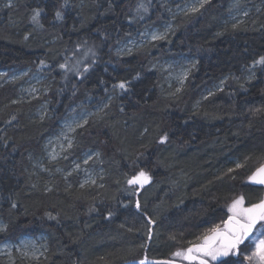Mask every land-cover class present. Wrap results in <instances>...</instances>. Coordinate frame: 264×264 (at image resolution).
<instances>
[{
  "label": "trees",
  "instance_id": "obj_1",
  "mask_svg": "<svg viewBox=\"0 0 264 264\" xmlns=\"http://www.w3.org/2000/svg\"><path fill=\"white\" fill-rule=\"evenodd\" d=\"M250 3L208 0L172 17L165 0H0V73L43 77L35 99L23 96L26 77H0V245L26 237L47 245L36 260L13 253L0 264L171 260L222 227L235 199L260 202L263 188L247 179L264 164V65L255 64L264 0ZM163 23L173 25L164 40L117 52ZM181 58L192 67L172 93L158 65ZM96 108L66 159L48 163L44 145L65 114ZM87 153L93 185L72 170ZM140 171L149 181L129 185Z\"/></svg>",
  "mask_w": 264,
  "mask_h": 264
},
{
  "label": "rangeland",
  "instance_id": "obj_2",
  "mask_svg": "<svg viewBox=\"0 0 264 264\" xmlns=\"http://www.w3.org/2000/svg\"><path fill=\"white\" fill-rule=\"evenodd\" d=\"M241 1L243 0H236V2L238 3H240ZM246 1L250 3L253 0H246ZM203 2L204 0H165V4L167 5L166 11L172 17L180 14H187L193 12L192 11L193 7L199 9L200 4ZM253 9L254 6L252 5L243 6L242 8L241 7L236 8L232 11L231 19L233 20L243 19V17H245ZM172 30H173L172 23H163L159 27L147 29L142 33H140L135 38H132L127 42H125L124 44L120 45L117 48V52L120 53L121 55H125L135 47H139L143 44H151L160 40H164L166 36L171 33ZM154 36L163 37V39H153ZM158 66L161 68L162 72L164 73L165 85L168 88H171L172 86H176V88H174L172 92L174 93L177 92L180 89V87L185 83L188 73L192 67V63L190 60L186 58H181L178 60L169 61L168 63L159 64ZM3 76L5 77L4 83L13 82L23 77H26V81H25L26 86L24 89L25 91L23 96L28 99H35L39 97V94L42 89L40 84L42 83L43 80V77H41L39 74L37 73L32 74L30 73L29 69H26L18 72H12L10 74L0 73V77ZM217 88L220 89L221 86H218ZM46 94L47 93L45 92V95ZM95 111H98V109L96 108L90 111L82 109L79 112L72 109L71 112L65 114L64 118L59 121V129L57 134L54 137L48 139L44 145L45 160L48 163H53L58 160L66 159L67 151H69V148L71 147L69 145H72L73 133L77 129L83 127L87 123L88 119L95 113ZM46 113H47V107L46 104L44 103L38 109V115L42 117L46 115ZM91 159H92V154H88V153L85 154L81 161L82 165L76 164L72 169L74 171L84 172V177H83L84 185L96 184V181L98 179V176L92 170L93 167L92 169L85 168L87 163ZM85 161H87V163H85ZM43 170L46 169L43 168ZM247 183L262 187L263 188L262 199H264V184L254 183L250 181L249 178L247 179ZM136 186L139 187V185ZM228 214L232 215L229 212ZM3 227H4L3 224L0 222V229H3ZM261 233H264V228H261L260 224H257L256 228L252 232V235L244 242V244L240 246V255H230L228 257H221L217 261L211 262V264H218L219 262L227 258H233L234 260L237 261L236 264H249L248 261L243 260V256L245 254H249V255L251 254V250L254 248L253 242L258 238H261ZM46 249H47V245L44 241V238L38 237L36 239H33L26 237L20 239L16 243L5 242L2 245H0V256L11 257L13 253H17L18 255L22 256L25 259L36 260L41 256H43ZM25 253L27 254L25 255ZM169 261L178 264H189L188 261L176 257L175 255H173L171 257V260Z\"/></svg>",
  "mask_w": 264,
  "mask_h": 264
},
{
  "label": "snow or ice",
  "instance_id": "obj_3",
  "mask_svg": "<svg viewBox=\"0 0 264 264\" xmlns=\"http://www.w3.org/2000/svg\"><path fill=\"white\" fill-rule=\"evenodd\" d=\"M207 2L208 0H204V2L200 4V7H203L204 3ZM8 6L11 7V5ZM140 7L143 8V5ZM197 10L198 9L195 7L192 9V11ZM39 16L40 12L36 11L31 18L32 21L38 24ZM55 16L57 20L63 19L62 13L59 10L56 11ZM153 39H163V37L154 36ZM255 64L264 65V56L260 57ZM60 67L64 68L65 65H61ZM118 87L125 89V84L120 83ZM167 140L168 136L164 134L160 138V143L163 144ZM85 163H87V161H85ZM237 167H240V165H237ZM149 179L150 177L144 171H140L137 175L128 179L127 183L129 185H139L143 187ZM249 179L254 183L264 184V165L258 167ZM81 187H83V185H81ZM243 205V196L235 199L228 207V212L232 215H229L228 219L223 221V227L216 225L210 228L206 234L199 238L200 242L191 243L187 248L176 251L174 255L188 261L189 264H211V262L217 261L221 257L240 255V246L252 235L256 225L260 224L261 228H264V199H261L259 203L252 204L247 208L243 207ZM13 207H15V204H13ZM137 207L139 208L138 203ZM49 218L54 219L51 215H49ZM149 223H151V221H149ZM253 244L254 248L251 250V254H245L243 260L248 261L249 264H264V233H261V238L255 240ZM26 254L27 253H25V255ZM139 264H146V259L141 260ZM155 264H173V262L157 261ZM225 264H229V262H225Z\"/></svg>",
  "mask_w": 264,
  "mask_h": 264
},
{
  "label": "water",
  "instance_id": "obj_4",
  "mask_svg": "<svg viewBox=\"0 0 264 264\" xmlns=\"http://www.w3.org/2000/svg\"><path fill=\"white\" fill-rule=\"evenodd\" d=\"M140 188H142V187H140ZM157 261H169V260H146V264H155V262H157ZM139 262L140 261H132V262H128L125 264H139ZM173 264H178V263L173 262Z\"/></svg>",
  "mask_w": 264,
  "mask_h": 264
},
{
  "label": "flooded vegetation",
  "instance_id": "obj_5",
  "mask_svg": "<svg viewBox=\"0 0 264 264\" xmlns=\"http://www.w3.org/2000/svg\"><path fill=\"white\" fill-rule=\"evenodd\" d=\"M227 219H228V217L226 218V220H227ZM256 226H257V225H256ZM255 228H256V227H255ZM255 228H254V229H255ZM254 229H253V231H254Z\"/></svg>",
  "mask_w": 264,
  "mask_h": 264
},
{
  "label": "bare ground",
  "instance_id": "obj_6",
  "mask_svg": "<svg viewBox=\"0 0 264 264\" xmlns=\"http://www.w3.org/2000/svg\"><path fill=\"white\" fill-rule=\"evenodd\" d=\"M4 231V230H3ZM243 247V246H242Z\"/></svg>",
  "mask_w": 264,
  "mask_h": 264
}]
</instances>
